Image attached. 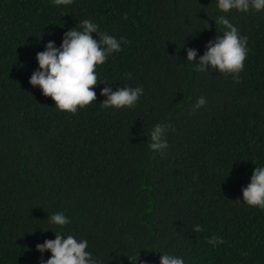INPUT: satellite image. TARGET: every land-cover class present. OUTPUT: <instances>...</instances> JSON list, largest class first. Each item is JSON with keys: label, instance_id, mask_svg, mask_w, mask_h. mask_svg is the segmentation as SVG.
Listing matches in <instances>:
<instances>
[{"label": "trees", "instance_id": "trees-1", "mask_svg": "<svg viewBox=\"0 0 264 264\" xmlns=\"http://www.w3.org/2000/svg\"><path fill=\"white\" fill-rule=\"evenodd\" d=\"M217 3L0 0V264L46 262L51 252L36 245L55 232L87 240L100 264H132L139 253L137 264H160L164 253L185 264H264V210L242 191L264 167V11L222 13ZM220 15L248 37L241 83L187 61V48L199 61L223 36ZM84 19L128 41L97 74L113 91L143 88L134 108H103L99 84L96 102L71 114L30 84L37 53ZM199 97L206 104L193 111ZM158 123L171 125L164 154L148 147ZM57 212L70 223H51ZM212 235L226 243L213 247Z\"/></svg>", "mask_w": 264, "mask_h": 264}, {"label": "clouds", "instance_id": "clouds-1", "mask_svg": "<svg viewBox=\"0 0 264 264\" xmlns=\"http://www.w3.org/2000/svg\"><path fill=\"white\" fill-rule=\"evenodd\" d=\"M74 0H53L55 5L69 6ZM217 7L222 13L236 10L247 13L252 10L264 11V0H218ZM127 15L123 19L127 20ZM216 25H223L226 29L223 36H218L206 45L207 51L197 61L196 49L187 48V61L196 62V71L205 72L209 68L217 69L225 76L231 75L236 83H241L240 73L244 71V64L248 54V37L241 36L237 27L230 23L224 15L214 20ZM210 28V25L208 26ZM95 33L99 39L93 38ZM128 41L124 37L119 40L112 35L99 31V25L90 19L79 21L77 27L67 31L60 47L50 41L46 50L37 53L39 69L34 71L30 84L39 86L46 97L55 101L56 108L63 112L76 114L79 109L90 106L97 100L94 89L99 84L106 85L101 95L106 99L100 103L103 108H134L143 95L141 87H121L116 91L107 81H102L97 74V67L102 66L113 53L122 50L121 45ZM131 79V74H128ZM206 104L204 97H199L193 105V111ZM171 125L156 124L150 132L148 147L154 152L164 154L169 147L165 133ZM195 179V178H194ZM243 202L251 207L264 210V167H256L251 182L242 189ZM51 223L65 226L70 220L62 212L48 216ZM200 225L193 227V232L202 233ZM207 243L216 247L224 244L223 237L212 235ZM88 241L78 240L73 235L55 232V239H47L37 244L36 249L41 253L50 251L51 258L46 262L41 258V264H100V261L87 251ZM132 264L140 261L138 256H127ZM160 264H185L181 257L162 254Z\"/></svg>", "mask_w": 264, "mask_h": 264}]
</instances>
